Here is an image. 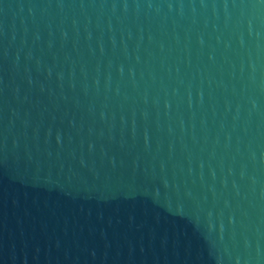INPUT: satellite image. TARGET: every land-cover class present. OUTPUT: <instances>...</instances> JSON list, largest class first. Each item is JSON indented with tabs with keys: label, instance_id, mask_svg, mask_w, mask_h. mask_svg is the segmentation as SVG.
Instances as JSON below:
<instances>
[{
	"label": "water",
	"instance_id": "obj_1",
	"mask_svg": "<svg viewBox=\"0 0 264 264\" xmlns=\"http://www.w3.org/2000/svg\"><path fill=\"white\" fill-rule=\"evenodd\" d=\"M0 264H264V0H0Z\"/></svg>",
	"mask_w": 264,
	"mask_h": 264
}]
</instances>
